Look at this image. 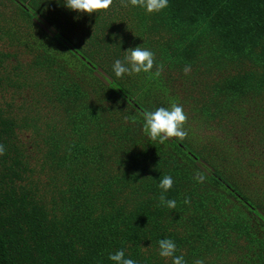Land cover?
Returning a JSON list of instances; mask_svg holds the SVG:
<instances>
[{
	"label": "trees",
	"instance_id": "16d2710c",
	"mask_svg": "<svg viewBox=\"0 0 264 264\" xmlns=\"http://www.w3.org/2000/svg\"><path fill=\"white\" fill-rule=\"evenodd\" d=\"M0 38L26 55L8 68L17 49H0V85L31 92L21 114L0 104V264H114L121 249L171 264L165 238L185 264H264V0H169L153 13L114 0L91 15L64 0H0ZM138 46L152 70L116 77L115 60ZM172 104L238 138L195 145L187 121L183 141L150 140L143 112ZM164 175L174 209L159 201Z\"/></svg>",
	"mask_w": 264,
	"mask_h": 264
},
{
	"label": "clouds",
	"instance_id": "9594fccd",
	"mask_svg": "<svg viewBox=\"0 0 264 264\" xmlns=\"http://www.w3.org/2000/svg\"><path fill=\"white\" fill-rule=\"evenodd\" d=\"M114 3V0H64V5L79 13H87L89 15L93 13L106 12ZM132 6L144 7L148 13L160 12L168 7L169 0H128ZM154 66V53L150 50L143 49L138 46L134 49L129 48L125 51L123 60L117 59L113 64V71L115 76L122 78L125 74L131 76L134 74H140L141 72L148 73ZM190 69L186 68L185 73ZM143 131L148 135L152 141H158L161 144L166 143L171 138H178L183 141L188 133L184 129V125L187 122V115L184 112L182 106L172 104L171 109L165 107H159L155 111L143 112ZM128 121V118H125ZM133 123L135 120L133 119ZM4 147L0 145V155L4 154ZM194 179L198 183H204L206 177L203 173L197 171ZM173 179L169 175H164L160 178L159 188L162 192L159 196L161 205H165L170 209L176 207L175 200H169L166 198L167 193L173 187ZM185 203H189V200H185ZM159 255L166 260H170L171 264H185L183 255H176L177 246L171 239H161L158 241ZM109 259L114 264H136L131 258L125 257L123 249L116 251L109 255ZM194 264H204L203 260H196Z\"/></svg>",
	"mask_w": 264,
	"mask_h": 264
},
{
	"label": "rangeland",
	"instance_id": "374dc122",
	"mask_svg": "<svg viewBox=\"0 0 264 264\" xmlns=\"http://www.w3.org/2000/svg\"><path fill=\"white\" fill-rule=\"evenodd\" d=\"M8 40H3L0 38V49H4V50H14V46L17 49V46L12 44L9 45ZM17 55H11L9 56L6 60H5V64L8 68H11L13 66V64L17 61L18 58H20L21 60H25L26 59V55L24 54V52H20L19 49H17ZM108 73V72H107ZM103 74H100L99 76L103 78ZM178 83V82H177ZM187 86L188 88H190L191 83L187 82ZM179 84V83H178ZM181 93H185L187 90L190 89H185L184 88V84L181 87ZM31 92L29 90L26 89H19L17 88L15 85H11V84H1L0 85V104L1 105H6L7 100L11 101V106L12 109H14L15 111H18L19 114L22 113V108H20V103L21 100H23L24 98H26V100H31V96H30ZM184 109V112H186L187 117L190 116V118L192 117L190 112H188V108L189 105H183L182 106ZM45 111H41V113H44ZM190 114V115H189ZM188 121V125L191 126L190 130L192 131V133L190 134V137L193 138V140L195 141L194 144L199 145L203 142H206L209 146L213 145V143H217V145L222 144L224 145L225 143L229 144H234L235 143V138H238V134L236 132H233L231 129H223L220 128L216 123H212L211 122V126H207L205 124H199L200 120L197 121L195 119L192 118V120H187ZM18 132V139L20 140V142L22 143L23 146H25V151L28 154V157L31 161V166H36L37 168L39 167V165L41 164V161L39 159L40 157V152L37 149L36 145V139L37 137L35 136V134L28 128L22 127L19 128L17 130ZM224 139L223 143H218V140ZM246 156H244L245 158ZM33 174L31 175L33 178L36 179H41L42 183H46L47 178H48V174L45 173L43 170L40 171L39 169H35L34 172H32Z\"/></svg>",
	"mask_w": 264,
	"mask_h": 264
}]
</instances>
